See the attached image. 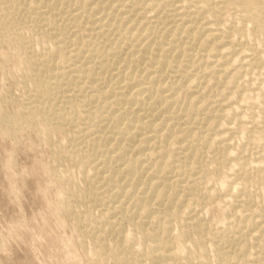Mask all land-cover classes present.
<instances>
[{"label":"bare ground","instance_id":"bare-ground-1","mask_svg":"<svg viewBox=\"0 0 264 264\" xmlns=\"http://www.w3.org/2000/svg\"><path fill=\"white\" fill-rule=\"evenodd\" d=\"M2 43L98 259L264 264V0H0Z\"/></svg>","mask_w":264,"mask_h":264},{"label":"rangeland","instance_id":"rangeland-1","mask_svg":"<svg viewBox=\"0 0 264 264\" xmlns=\"http://www.w3.org/2000/svg\"><path fill=\"white\" fill-rule=\"evenodd\" d=\"M4 44H0V92L6 89L13 99H19L20 92L6 76L18 69L20 58ZM2 51L8 57L5 60ZM13 103H3V110L13 113L15 100ZM2 123L0 264H113L93 254L89 237L93 231L85 232V223L74 224L71 215H62L58 202L65 194L58 182L43 173V167L52 162L49 145L38 141L27 129L19 130L15 136L6 135ZM213 209L214 220L223 224V216ZM113 218L115 215L110 217ZM233 244L230 246L235 249L236 241ZM233 249H229L231 253Z\"/></svg>","mask_w":264,"mask_h":264}]
</instances>
